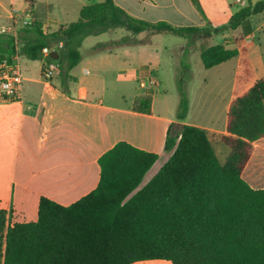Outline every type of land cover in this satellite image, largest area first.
<instances>
[{"label": "crops", "instance_id": "crops-1", "mask_svg": "<svg viewBox=\"0 0 264 264\" xmlns=\"http://www.w3.org/2000/svg\"><path fill=\"white\" fill-rule=\"evenodd\" d=\"M15 1L0 0V29L13 24L14 12L29 11L34 24L18 26L23 100L0 104V210L6 213L10 226L36 222L41 198L67 207L93 191L100 177L99 158L120 142L158 155L145 174L142 187L173 152L164 149L168 133L179 138L183 125L205 131L218 158L220 138L228 134L227 115L232 100L264 79V11L247 17L234 30L227 27L237 11L261 0H198L203 15L190 0H113L127 14L145 22H172L168 15L172 12L175 18L197 28L210 25L211 36L206 39L212 41L211 46L222 45L238 52L235 58L208 70L203 65L197 67V73L191 64L184 68L188 99L184 120L176 118L177 106L168 105L169 94L164 88L166 84L173 86L176 93V77L187 48L184 44L176 50L171 67L162 65L159 50L153 49L165 34L150 31L136 36V46H141L143 57L138 56L135 63L115 60L121 46L106 45L115 42L114 39L97 41L94 46L104 45L97 51L82 50L85 39L109 35L114 29L111 28L99 35L83 37L78 48L79 63L67 73L61 68L58 76L45 80L42 76L45 58L40 53L39 59L29 60L20 53L23 46L44 38L48 42L46 47H51L53 42L48 38L51 33L78 20L82 7L103 0H64V22L53 15L54 6L49 2L24 0L28 6L19 9L14 6ZM220 23L223 24L214 26ZM221 28L224 30L214 32ZM198 45L191 46L192 52H199ZM160 49L161 53L169 54L168 48ZM12 53L10 37L0 35V61ZM147 76L156 80V87H139ZM141 98L149 99L150 113L136 108ZM240 176L250 188L264 189V137L252 143L251 156ZM132 264L171 263L148 260Z\"/></svg>", "mask_w": 264, "mask_h": 264}, {"label": "trees", "instance_id": "trees-1", "mask_svg": "<svg viewBox=\"0 0 264 264\" xmlns=\"http://www.w3.org/2000/svg\"><path fill=\"white\" fill-rule=\"evenodd\" d=\"M190 2L203 15L199 1ZM262 11L264 0L249 4L229 19L227 27L234 30ZM118 26L134 34L211 36L206 28L145 22L127 14L113 0H103L82 7L76 22L49 35L50 41L64 44L57 59L60 70L67 73L79 63L83 37ZM46 46L48 42L40 38L24 45L20 53L36 60ZM237 55L236 50L222 45L199 51L206 70ZM176 87V118L184 120L188 99L181 79ZM136 108L150 113L149 99H139ZM227 133L220 138L230 150L223 165L205 131L183 125L179 138L168 133L164 149L173 151L170 158L139 190L158 155L120 142L99 158L97 187L75 203L64 207L41 198L36 222L11 226L0 210L2 264H132L148 260L264 264V189L250 188L240 176L252 143L264 137V79L232 100Z\"/></svg>", "mask_w": 264, "mask_h": 264}, {"label": "rangeland", "instance_id": "rangeland-1", "mask_svg": "<svg viewBox=\"0 0 264 264\" xmlns=\"http://www.w3.org/2000/svg\"><path fill=\"white\" fill-rule=\"evenodd\" d=\"M44 1L53 4V6H54L53 7V15L56 17H59V19L62 22H64V0H44ZM22 5H24V7L28 6V4L25 3L24 0H16L15 1L14 6L16 8L20 9L22 7ZM169 10H172V9H169ZM168 15H170L169 17H170V19H172V22H166V23H168L174 27H197L194 24H190L189 22L183 21L182 19L175 18L172 12H169ZM222 24L223 23L214 24V26H218V25H222ZM203 28H206V27H203ZM209 28H210V25L207 26L206 29H209ZM90 36H95V35H90ZM136 36H137V34L132 33L130 30L126 29L125 27L118 26V27H114V29H112V31L109 33V35L100 36L98 38L89 37V38L85 39V41L81 45V48H82V50L84 49V51H89L91 49L97 51V49L104 46L102 44L94 46V44L97 41H108L109 39H112V40L114 39V40H116L115 42L110 41V42H107L106 45L107 46H113V45L121 46V48H119V47L117 48V51L115 54V56H117V58L115 60L117 62H120V61H123L124 59H127V60H131L133 63H135V62H137L138 56H139V58L143 57L142 53H140V47L141 46L140 47L136 46V41H137ZM161 38H163V39H160L158 41L159 46H156L153 49H155L154 51L159 50L160 57L163 61L162 65H164L166 67L172 66V64H173L172 59L176 57V55L178 53V51H176V50L178 49L180 44H184L185 47H187L185 52H184L185 54L182 55V58H181L182 68L180 71H178V76L176 77V85H177V82L179 79L184 81V79L187 78L186 71L184 68H186L188 66V64L192 65L195 73H197V67L202 66V63H201V60H200V57L198 54L199 52L198 53L192 52L194 49L191 46L192 45L196 46V44L199 43L198 51H200V49L210 47L212 45L211 40H208V39L203 38V37H199L197 35H193L191 37H180L181 38L180 39L179 37L169 35V34H165V35H162ZM124 40H126V42H123ZM123 45L127 46V47H122ZM161 46L168 48L169 54H167L165 52L161 53V49H160ZM150 49H152V48L150 47ZM188 53H190V55ZM183 87H184V91H186V88L184 86V82H183ZM164 88L166 90H168V94H169L168 98L170 99V101H169L168 105H170L171 107L178 106L177 102H179V100H178L179 94L177 92V87H176V93H175V91H173V86L166 84V86ZM160 91L164 93V90L162 87H160ZM160 91H159V93H160ZM163 93H161V94H163ZM220 122H222V120H220ZM225 150H227V152ZM229 152H230L229 148H227V146L224 145L223 143H220V155H218L217 159L222 165L225 163V161L229 155ZM138 188L139 189L142 188L141 184ZM3 249H4V243L2 246V250L0 252V263H1L2 255H3Z\"/></svg>", "mask_w": 264, "mask_h": 264}, {"label": "built area", "instance_id": "built-area-1", "mask_svg": "<svg viewBox=\"0 0 264 264\" xmlns=\"http://www.w3.org/2000/svg\"><path fill=\"white\" fill-rule=\"evenodd\" d=\"M14 13L13 24L0 29V35L10 37L13 42L12 55L0 61V104L20 103L23 100V77L18 63L20 41L17 33L19 25L22 27H31L34 24V19L29 11L20 14ZM63 45L62 41H56L53 42L51 47H45L41 50V55L46 60L42 66V76L45 80H51L60 74V65L57 60L50 58V53H60ZM156 86V80L150 76L139 82L140 88Z\"/></svg>", "mask_w": 264, "mask_h": 264}, {"label": "water", "instance_id": "water-1", "mask_svg": "<svg viewBox=\"0 0 264 264\" xmlns=\"http://www.w3.org/2000/svg\"><path fill=\"white\" fill-rule=\"evenodd\" d=\"M50 58H52L53 60H57L58 59V54L56 52H51L50 53Z\"/></svg>", "mask_w": 264, "mask_h": 264}]
</instances>
